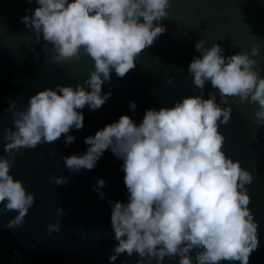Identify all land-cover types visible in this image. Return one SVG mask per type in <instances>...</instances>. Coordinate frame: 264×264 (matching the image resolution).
I'll list each match as a JSON object with an SVG mask.
<instances>
[{
    "label": "clouds",
    "instance_id": "obj_1",
    "mask_svg": "<svg viewBox=\"0 0 264 264\" xmlns=\"http://www.w3.org/2000/svg\"><path fill=\"white\" fill-rule=\"evenodd\" d=\"M37 7L20 18L32 28L37 41L52 45L56 63L87 55L94 70L83 84H56L28 98L23 110L14 100L6 109L13 129L3 130L0 156V216L17 212L5 227L23 223L35 203L34 194L9 173L14 153L39 144H53L63 134L65 147L75 142L68 133L82 130L83 109L99 110L111 97L102 85L136 67V58L166 32L159 22L167 19L169 0H27ZM187 71L200 94L185 96L171 107L146 109L137 123L128 115L84 138L83 154L61 157L66 169L76 174L93 170L105 151L123 163L127 202L106 200L111 208L110 226L117 242L109 264L122 255L139 259L136 264H162L167 257L178 264H249L259 247L258 227L248 205L245 185L251 174L222 150L224 136L218 131L231 117L229 98L257 104L256 125H264V76L255 68L259 50L224 55L225 49L203 39L194 42ZM171 77L169 82H171ZM211 84L208 98L204 88ZM87 89H90L87 90ZM217 96L219 103H217ZM238 98V100H236ZM221 105H226L221 107ZM137 105L129 101L134 112ZM50 183L67 185L68 177H50ZM107 181L96 179L94 191ZM57 213L64 212L60 207ZM49 233L60 231V222L47 225ZM194 253V255H193Z\"/></svg>",
    "mask_w": 264,
    "mask_h": 264
},
{
    "label": "water",
    "instance_id": "obj_2",
    "mask_svg": "<svg viewBox=\"0 0 264 264\" xmlns=\"http://www.w3.org/2000/svg\"><path fill=\"white\" fill-rule=\"evenodd\" d=\"M167 19H161L166 32L136 58V67L123 79L111 73V81L102 85V92L112 95L97 111L87 106L82 110V130L68 135L75 142L65 147L63 134L53 144L42 143L35 148L14 153L10 175L20 180L26 191L34 194L35 203L22 224L5 227L18 213L0 216V264H109L108 256L115 244L110 226L111 208L106 200L127 202L121 171L122 161L105 151L93 170L73 174L65 168L61 157L83 154L88 145L84 138L94 135L106 124L128 115L139 123L146 109L171 107L185 96L200 94L192 83L187 67L195 51L194 42L203 39L205 46L213 43L225 49L224 55L250 52L253 45L259 54L255 68L264 76V0H169ZM37 5L27 0H0V156L3 153V130L13 129L12 114L6 109L14 100L17 110L27 106L28 98L56 84L75 86L89 77L94 62L87 55L79 60L56 63L52 45L37 41L32 28H25L20 18L25 9ZM171 82H169V78ZM90 91V89H87ZM204 98L212 91L205 85ZM217 103L219 97L217 96ZM238 100V98H236ZM129 101L137 107L130 110ZM226 105H221L224 107ZM231 117L220 124L224 136L223 151L252 176L245 185L250 196L248 205L258 222L259 247L249 264H264V125H256L257 104L238 103L229 98ZM68 177L67 185L50 183V177ZM107 181L100 189L106 199L93 190L96 179ZM2 207V205H0ZM60 207L64 212L57 213ZM60 222V231L49 233V223ZM194 255V253H193ZM139 257L122 254L114 264H136ZM147 264V261H145ZM151 264H156L155 259ZM162 264H178L167 257ZM220 264H230L221 261ZM239 264V262H231Z\"/></svg>",
    "mask_w": 264,
    "mask_h": 264
}]
</instances>
